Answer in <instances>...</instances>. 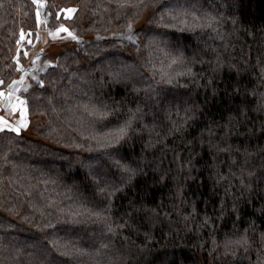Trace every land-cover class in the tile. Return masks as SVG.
<instances>
[{
  "label": "trees",
  "instance_id": "16d2710c",
  "mask_svg": "<svg viewBox=\"0 0 264 264\" xmlns=\"http://www.w3.org/2000/svg\"><path fill=\"white\" fill-rule=\"evenodd\" d=\"M41 3L0 0V88ZM43 7L85 41L31 61L35 131H0V264H264V0Z\"/></svg>",
  "mask_w": 264,
  "mask_h": 264
},
{
  "label": "rangeland",
  "instance_id": "374dc122",
  "mask_svg": "<svg viewBox=\"0 0 264 264\" xmlns=\"http://www.w3.org/2000/svg\"><path fill=\"white\" fill-rule=\"evenodd\" d=\"M40 1H42V3L40 7L41 11L39 14V21L40 30L42 29L40 33H42V35H39L35 40L32 39L33 42L28 40L32 46H30L31 48L27 51L28 59L25 63H23L22 60V68H18V70H21V73L17 79L18 83L14 89L0 88V93H3V95H0V121L3 122L4 129L18 126L20 121L23 119L26 126L21 127L19 133L23 131L27 135L32 134V132L35 131V127H33L35 124L29 122L27 107L22 100L21 93L28 88L26 77L31 73L33 64H35V62L41 64V61H45L44 58L46 56L54 57L57 53H59L62 46L74 48L80 46L85 41L80 38H76L65 25L60 24L57 29H47L44 24L47 23V17H44L43 15V0ZM71 13L72 12L69 11L67 16L71 15ZM61 28L67 29V31H60ZM69 33H71V35H69ZM73 36L75 39L72 38ZM31 61L34 63L32 64V68L29 70L28 66ZM21 113H23V116Z\"/></svg>",
  "mask_w": 264,
  "mask_h": 264
},
{
  "label": "snow or ice",
  "instance_id": "6c2138e0",
  "mask_svg": "<svg viewBox=\"0 0 264 264\" xmlns=\"http://www.w3.org/2000/svg\"><path fill=\"white\" fill-rule=\"evenodd\" d=\"M34 2H35V0H34ZM60 31H67V29H63V28H61ZM69 35H71V33H69ZM72 38L75 39L74 36H73ZM21 39H23V34H22V36H21ZM0 95H3V93H0ZM21 103H23V102H21ZM21 115L23 116V113H21ZM25 126H26V124H25L24 120L22 119V120L20 121V123H19L18 126H16V127H10L8 130H9V131L16 132V133H19L20 128H21V127H25ZM3 130H4L3 122L0 121V131H3Z\"/></svg>",
  "mask_w": 264,
  "mask_h": 264
}]
</instances>
